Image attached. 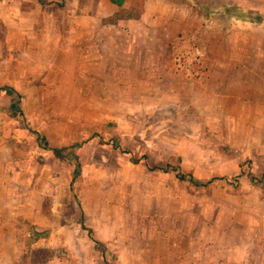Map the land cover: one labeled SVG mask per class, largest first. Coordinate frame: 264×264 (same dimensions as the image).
<instances>
[{
	"label": "rangeland",
	"instance_id": "374dc122",
	"mask_svg": "<svg viewBox=\"0 0 264 264\" xmlns=\"http://www.w3.org/2000/svg\"><path fill=\"white\" fill-rule=\"evenodd\" d=\"M109 5L0 2V264H202L215 239L248 240L257 263L264 129L208 102L225 96L212 74H264V21L249 22L264 0H146L139 20L97 29ZM178 158L203 184H238L180 182L163 172Z\"/></svg>",
	"mask_w": 264,
	"mask_h": 264
},
{
	"label": "crops",
	"instance_id": "0c3cea01",
	"mask_svg": "<svg viewBox=\"0 0 264 264\" xmlns=\"http://www.w3.org/2000/svg\"><path fill=\"white\" fill-rule=\"evenodd\" d=\"M110 1V0H109ZM67 0H65V6H66ZM77 3L79 5V0H77ZM79 7H81L79 5ZM65 8V7H64ZM109 10V14L107 16H102L101 20L99 21V24L95 25L97 29L102 26H120L122 23L127 21H120L115 25H104L102 23V20L105 18H108L115 14L119 8L112 4L110 2V5L107 7ZM146 12V10H145ZM145 15V13H144ZM93 30V29H91ZM90 32V30L88 31ZM113 35H109V38L106 40V32L103 33V39L101 34H97L96 38L101 43L96 48V52L99 54H104L107 56H112L111 64L115 62L113 59L115 47L118 45L117 42H114ZM147 37H152V31H150L147 35ZM146 39V42H149L148 45H146L145 50L142 52H147L148 55H153L154 49L152 45L154 44L153 38ZM121 46V45H120ZM118 47V46H117ZM122 48V47H118ZM158 52L156 51V55ZM105 64V63H104ZM110 64V65H111ZM152 63H145L139 64L138 62L134 63L131 67L136 72L135 74H142V72H148V74H158L153 66ZM98 65L96 66V69L99 74ZM130 69V66H129ZM128 69V70H129ZM131 70V69H130ZM162 73L161 74H168L167 72V66L164 64L161 68ZM130 72V71H129ZM252 72V71H251ZM213 82L210 90H212V87L215 86L218 89L222 87L224 97H211L209 100V104H212L213 102H217V104H225V111L227 110H233L236 112L233 114V120H248V123L251 127H258L264 129V74H256V73H250L249 71H239L235 74H212ZM201 90V89H200ZM221 90V89H220ZM198 96H195L194 99H197ZM199 99L197 100V102ZM230 104V106H226ZM211 109H213L212 106H210ZM220 108V107H219ZM247 118V119H246ZM250 127V128H251ZM254 131V130H253ZM255 132V131H254ZM7 150L5 147H0V161L2 158V155L4 151ZM57 150V149H55ZM63 151V150H62ZM2 154V155H1ZM4 158V157H3ZM2 158V159H3ZM4 164L0 162V174L1 169L3 168ZM40 166V165H39ZM38 166V168H39ZM17 173H19L17 170H14L13 175L15 176ZM1 181V180H0ZM4 203L3 200H0V205ZM32 207L33 204L30 202H26L24 206ZM39 209L40 206L38 205ZM5 221L2 216H0V222ZM83 224V223H82ZM209 252H207V249H197L196 254L200 257V262L202 264H264V245L257 246L259 259H255V262L253 263V253H254V247L250 245V242L248 240H244L241 242V244L233 245L231 242V239H215L213 241V245L208 248Z\"/></svg>",
	"mask_w": 264,
	"mask_h": 264
},
{
	"label": "trees",
	"instance_id": "16d2710c",
	"mask_svg": "<svg viewBox=\"0 0 264 264\" xmlns=\"http://www.w3.org/2000/svg\"><path fill=\"white\" fill-rule=\"evenodd\" d=\"M2 0H0L1 2ZM38 5L42 7H56L63 9L65 7V0L60 1H46V0H34ZM87 0H79V5L82 6ZM146 0H110V2L114 5H116L119 10L113 14L112 16L105 18L102 20V23L104 25H115L120 21H137L139 20L145 13V4ZM129 2V7L125 8L124 5ZM242 21L247 22V17L242 16L240 18ZM264 21V17L261 15H256L254 20H250L249 22H255V23H262ZM115 148H119V146L114 144ZM49 151L54 152L56 156H60L62 154V150H55V149H49ZM178 165L177 166H171L170 164H166L165 168L163 169V172H174L176 178L180 182L188 183L194 187H205L215 181H225V182H234L236 185L238 184L240 176H236L234 178H228V177H222V178H215L211 179L207 183H201L198 179H196L191 174L185 173L180 165V159L177 160ZM250 181L252 184H257L261 186L262 190L264 191V174L260 177H251ZM82 227L84 230L87 231L88 236L94 241L96 246H99L100 244L95 240L94 233L90 229H86L85 226L82 224ZM102 259L106 263L107 258L109 255V252L105 249L102 250Z\"/></svg>",
	"mask_w": 264,
	"mask_h": 264
}]
</instances>
